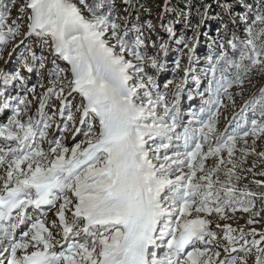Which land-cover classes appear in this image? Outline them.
Listing matches in <instances>:
<instances>
[{"label":"snow or ice","instance_id":"1","mask_svg":"<svg viewBox=\"0 0 264 264\" xmlns=\"http://www.w3.org/2000/svg\"><path fill=\"white\" fill-rule=\"evenodd\" d=\"M218 2L219 39L228 38L213 39L203 91L192 75L197 90L189 88L188 99L201 100L185 119L181 96L192 69L170 88L182 68L177 58L161 89L156 77L166 70L160 53L168 46L152 44L149 52L152 42L127 19L144 3L0 0V54L21 38L4 63L15 55L37 76L29 87L19 68H0V114L7 113L0 122V264H249L253 256L264 264V233L256 239L254 229L219 223L238 209L252 212L257 195L239 181L264 139V88L223 130L219 118L250 74L264 75V0H235L244 9L239 17L234 0ZM209 8L190 5L189 14L203 19ZM236 19L244 21L243 36L232 30ZM181 42L190 65L195 45ZM44 48L50 60L37 55Z\"/></svg>","mask_w":264,"mask_h":264},{"label":"rangeland","instance_id":"2","mask_svg":"<svg viewBox=\"0 0 264 264\" xmlns=\"http://www.w3.org/2000/svg\"><path fill=\"white\" fill-rule=\"evenodd\" d=\"M118 3L121 0H117ZM133 3H137V0H133ZM139 3H144V8L134 9L131 15L128 16L129 26L140 27L144 31V35L146 40H150L152 43L149 44L148 50L149 52H153L154 49L152 44L159 45L160 43H165L168 46V54L165 56L163 53H160V56L163 58L165 63L166 70L161 71L159 75L156 77L158 82L161 85V89H163V83L167 79L173 78V73L171 69L174 67V61L179 58L181 60L182 68L180 70L179 78L175 79L170 88H174L176 84L181 83L183 80V69L188 68L189 66L192 69V72L189 74V79L187 84H185V92L181 96V108L185 113V119H187V113L190 109H195L199 107L201 97L198 95H193V99L189 100L187 96V91L189 88L195 91L197 90L196 83L192 80V75H196L200 77V91H203V87L206 86L207 81L202 77L201 70L206 66L207 60L206 57L210 54V52L215 47L213 45V39L217 38V44L224 42L228 37L224 36L223 40L219 39L222 35L218 32V29L221 27V10L219 7L218 0H187L184 2V6L175 5L174 0H139ZM175 3V4H174ZM206 3L210 5L209 12L206 18H201L200 16L195 14L193 10L191 14H189V6L195 5L199 7L200 4ZM171 6V7H170ZM174 6V9H172ZM147 9V10H146ZM233 15L235 17H239L244 15V9L238 2H233ZM171 10V11H170ZM202 11V10H201ZM180 12L181 15L178 16L177 13ZM16 9H12L13 17L16 16ZM121 16H123V9H121ZM224 19H228L226 15L223 16ZM10 22V21H9ZM124 26L125 21L121 19L119 21ZM235 24L237 27H234L232 30L235 31L238 35L243 36V27L244 21L240 19H236ZM151 25L149 28L148 26ZM198 25V27H197ZM171 27L173 29V35L170 39V34L168 32V28ZM21 38L18 37L16 41H13L9 44L8 48L4 51L3 54H0V68H5L6 70H12L14 68H19L22 74L29 78V87L31 84L36 83L37 76L36 73L33 72L31 74L27 73L23 68L22 63H17L15 59V55L11 58V61L8 65H5L4 61L9 59L7 53L11 50L12 44L19 43ZM178 41H186L189 46L195 45L194 51V59L189 65V59L187 56V49L184 48L183 43H178ZM35 49V44H33ZM226 49L227 46L225 45ZM218 51V48H216ZM230 51V50H229ZM37 55H44L51 59V55L47 48L43 50H37ZM238 55V54H237ZM61 67H64L63 62L58 61ZM39 67V65H37ZM48 64L46 62L45 69H41L42 74L46 77ZM264 88V75H260L257 73L250 74V79L246 80L243 94L234 96L235 104L229 105L226 109L222 110V114L220 116L219 129L223 130L224 126L227 124L228 120L232 118L233 113H238L240 109L244 106L246 100H248L253 95L259 96V90ZM42 90L37 87V92H41ZM235 92L236 89H233ZM15 95V91L12 93ZM29 98H31V94H29ZM53 102L57 103L53 98ZM35 109V104L33 105V111ZM51 111V109H49ZM250 115V113H249ZM6 121V115H5ZM4 122V121H3ZM57 136L59 133H55ZM78 139H83V135H79ZM66 143L71 145L72 135L69 133L66 136ZM249 145H251V140L249 141ZM255 154L249 155L247 157L246 163L243 165L245 171L241 172L240 175L242 179L239 181V185L241 187L247 186V189L251 192L256 193V196L251 197L254 204V208L252 212H243L241 210H237L235 213H228L231 217L226 221H219L221 225L224 223L230 224L233 228L235 226H241L244 228V232L247 233L251 230H255L257 235L256 239H259V234L264 233V176L259 175L260 172H264V159H262L258 153L264 152V139H258L254 145ZM255 164V167H253ZM252 168V172H248L246 169ZM256 181H260L258 184L262 186L261 190L256 188ZM259 212V216H254L252 213ZM51 216V214H49ZM252 219L256 221L253 224H249L248 220ZM243 226H242V225ZM213 230L217 232H221V229H216L215 223L211 225ZM237 229V228H236ZM238 230V229H237ZM247 239H253L252 236H247ZM249 264H254V256L249 258Z\"/></svg>","mask_w":264,"mask_h":264},{"label":"trees","instance_id":"3","mask_svg":"<svg viewBox=\"0 0 264 264\" xmlns=\"http://www.w3.org/2000/svg\"><path fill=\"white\" fill-rule=\"evenodd\" d=\"M174 1L176 3V4L174 3L175 5L184 6V4H185L184 2H186L187 0H174ZM249 2H251V0H249ZM172 9H174V6H172Z\"/></svg>","mask_w":264,"mask_h":264},{"label":"bare ground","instance_id":"4","mask_svg":"<svg viewBox=\"0 0 264 264\" xmlns=\"http://www.w3.org/2000/svg\"><path fill=\"white\" fill-rule=\"evenodd\" d=\"M256 188H258L259 190H261L262 186H259L258 184L255 186ZM242 225V224H241ZM243 226V225H242ZM238 230L241 229L242 227L241 226H235ZM245 228V227H244ZM244 228H242L244 230Z\"/></svg>","mask_w":264,"mask_h":264}]
</instances>
